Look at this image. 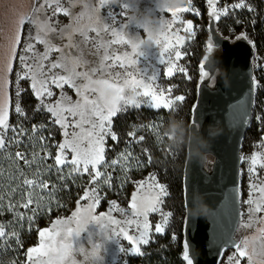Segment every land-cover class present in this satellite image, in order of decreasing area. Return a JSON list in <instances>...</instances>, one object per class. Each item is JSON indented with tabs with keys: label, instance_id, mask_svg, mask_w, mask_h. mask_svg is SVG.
Listing matches in <instances>:
<instances>
[{
	"label": "rangeland",
	"instance_id": "obj_1",
	"mask_svg": "<svg viewBox=\"0 0 264 264\" xmlns=\"http://www.w3.org/2000/svg\"><path fill=\"white\" fill-rule=\"evenodd\" d=\"M43 2L44 0H39V3ZM89 2L93 5V7L99 8V0H61V4L63 7L70 10L71 15H64L63 13L53 15L55 5H53L52 8H46L45 12L34 14L32 12L34 4L37 7L39 6L37 0H22L21 11H18L19 23L16 25L14 33L12 36L5 35V33L0 36V78H3L6 75L7 66L10 63L14 38L17 31L20 29V20L26 15H32L34 18L38 16L41 21L47 20L48 23L56 29L55 32H49L46 38L52 44L60 47L62 51L51 52L49 54V61L59 60L63 55L69 66H71L72 63L83 54V59L88 61L91 67L98 68L104 55V50L100 49L98 55L91 54L96 50L93 47V43L99 42V39L96 38V32L91 29L96 27L100 21L107 19L108 11L114 10V12L119 14L121 8L117 4L111 3L106 5L103 9H100L97 14L84 7V4ZM238 2L239 0H219L217 7L222 9L225 6ZM245 2L253 8L254 11H248L247 7L236 9L230 11L228 16L221 17V20L218 22V30L226 38L233 40L242 33L247 36L249 41H251L254 45L256 49L255 54L257 56V58L253 61V71H256L254 72L255 79L259 82L257 106L253 110L252 127L250 132L246 134L241 149V157L244 159L241 163L240 181V203L242 213L241 223L238 230L240 241L245 238L258 236L259 229L264 228V224L259 222L261 218H264V212L255 214L253 219L250 221L248 212L249 205L244 203V201L249 199V193L252 192L250 184H264V168H257L259 174L258 179L248 171L251 166V157L254 153H260L261 158L264 159V0H245ZM157 3L158 0H128V16H133V23L127 24L126 31L129 36H138L140 39H147L148 33H146L144 28L137 26V24H144L145 17L153 19L158 28V30L152 34L153 39L151 46L145 49V54L137 56L132 51V46L130 44L123 43L111 45L110 51L121 55L128 53L129 57L136 61L135 64L129 65L126 63L125 65L127 71L132 73V76L127 77L129 80L133 77L137 80H146L148 75H151L153 71H156L158 72V77L157 80L152 83L157 91L162 90L167 96L169 95L167 90L170 88V95L172 98L175 96H183L184 100L182 102H177L174 111H169L164 108L154 109L149 107L147 103H144L140 108L128 106L126 110L120 111L112 118V132L116 134L118 141H113L111 137L107 138L106 159L110 161L111 159H116L119 154H126L130 151L132 153V157L128 162H123V169L132 168L136 165V161L139 160L140 164H147L150 171L147 175L134 181L130 196L127 200L116 199L120 198L117 197L119 196L118 194L115 199L108 198L106 193L109 187L107 185L101 186L97 193L100 197V203L96 206L94 215L101 216V214H108L101 220V223L107 226V231L105 232V230L101 229L100 225L96 221H89L85 226V230L82 231L79 236L74 234L71 237L74 249L73 257L77 260V264H80V262L84 259L77 249L83 247L87 251L90 250L93 245L100 246L98 258L89 262V264H178L177 257L182 258L183 252H180L179 247L181 244V225L183 222L182 215L184 214L183 212V214L181 213V195L179 189V170L182 157L181 151L185 141V117L188 108L191 106L195 98L196 85L200 78L198 63L201 59V55L206 53L207 44L205 43V37L206 34H208V18L205 8L208 12L209 6L207 4V0H191V7L198 11L200 15L197 16L192 11L180 13L178 19H176L174 24H172V28L168 29L165 27L162 31L161 26L157 23V21L163 20L166 26L167 24L172 23L173 17L170 12H163L159 9ZM188 5L189 0H186V4L184 6ZM0 6L3 8L1 12L4 14L6 9V3L4 0H0ZM10 11L11 10H6L8 13ZM76 17H80V19L77 21ZM117 20L119 21V23L115 25L117 28H119L120 24L128 22L127 18L123 16H118ZM188 21L192 22L195 36L189 39V33H185L182 30L178 33L180 36L185 37L182 42V47H180V51L186 53V55H184L179 61H175L178 67H183L187 70V76L184 73L175 70L172 76H166L165 72L168 65H160L157 59L158 53L164 46L165 34L171 36L173 42H175V37L177 35L176 29H182ZM253 21L255 22L253 23ZM107 23L111 24L112 22L111 20H107ZM100 26H102V24ZM61 29H66L63 36L60 35ZM77 29L86 31L87 36L90 38L87 44L83 43L84 36H82L80 31H77ZM29 32L35 36L37 28L31 23H26L23 26L21 47L18 50V54L14 62V70L10 77V84L7 86L6 91L0 90V103L5 102V100L8 101V120L9 124L12 126H23V122H33L36 124L44 118H50L52 121L54 119L50 113L43 110L40 105V100L32 93L30 87L31 80L19 81V83H17V73L25 71L19 62V56L24 55L23 45L28 42ZM69 32L72 34L71 41L68 36ZM102 36L105 41L116 39V37L112 35L111 31L102 33ZM157 39L160 40L159 45L155 43ZM31 42L35 44L36 52L43 53L45 51V46L43 44L37 43L35 40H32ZM70 43L73 45H79V48L75 46L68 47ZM28 55L31 56V53ZM49 61H45V64H48ZM29 63H33V61L29 60ZM76 70L83 71L84 69L77 68ZM111 71L123 73L125 69H121L117 66ZM55 72L61 75H67V73L62 69H56ZM93 78L95 79L98 77ZM76 82L78 84L86 83L83 79H78ZM121 83H123L122 80ZM18 88L24 90L22 96L19 98L20 106L25 113L24 116L19 115L15 111L17 103L16 91ZM52 90L54 92V96L51 98H45V103L47 104H54L58 99H60L61 91H63L66 96L71 98L72 103L79 99L75 90L67 85L64 86L63 90L52 86ZM126 91L129 95H135L131 88L126 89ZM65 106L67 105L65 104ZM38 108L40 109L39 111L37 110ZM140 110L153 112H160L164 110L169 113V115L163 117L160 116L157 117L156 120H153L152 116L148 115V113L139 114L137 116L133 114ZM119 116H123L124 121L126 122L121 129L116 130L114 127V120ZM257 116L261 117V119L257 120ZM173 121H176L183 129L182 141H173L168 135ZM154 124L158 126L156 129L151 127ZM56 126L59 128V143H61L64 140L62 129L58 125ZM146 126L148 128H152V130H150V132L142 131V129ZM129 133H134V137H130ZM8 135L11 137L13 133L9 131ZM178 135H180V133H178ZM29 136H32V131L27 133V138ZM140 136H143L144 140L137 142ZM21 145L24 146L23 144ZM23 148H26V145ZM145 149H147V152H145ZM149 157L151 158L150 163ZM3 159L4 154L0 157L1 165L3 163ZM67 169L70 172L71 166ZM133 175L134 173L129 176L124 175V178L129 177L130 180H134L135 177H133ZM82 177H84V189L82 194L79 196V199L76 201L74 209L68 216L56 218L49 225L38 230L35 235V243L29 248L36 247L41 243L39 235L40 231L47 232V230L53 229L54 226L59 228L60 225L57 224L59 221H65L73 229H76L77 225L73 221V213L77 212V209L81 205L86 207L91 202L87 199L81 200V197L84 196L85 192L92 187V185H89L88 183L89 177L87 175ZM152 177H155V180H152ZM156 182L163 184L168 193L167 196L162 197L163 203L159 207L163 212H171L172 215L169 217L164 233L157 234L155 233L154 228L157 223L161 222L162 217L159 213H149L148 221L151 225V241L147 245H140L143 255H128L121 251V249L131 248L132 245L129 241L124 239L123 235L113 237L111 233L113 230L118 233L120 227L123 226L124 230L127 231L129 235H132L133 237L139 235L136 223L131 226L125 223L127 219L131 218V209L128 208V205L132 201L134 193L137 195L138 199L140 197L149 196L150 194L154 195L155 192L152 186ZM1 183L2 181L0 182V187L6 189L7 186H2ZM115 183L116 180H112V184L115 185ZM141 183L144 185L143 188L138 187ZM0 195H7L6 190L0 192ZM252 195L254 199L259 197V193L257 192H252ZM112 201H115L116 206H118L119 209L127 210L128 216H123L120 211H113L110 213L109 208L112 207ZM112 218L119 220L121 222L120 225L111 224L110 219ZM6 222V219H3V221L0 220V223L5 225L6 231L9 233L16 232L18 234L19 244L23 241V235L21 234L22 230H26V233L29 234L35 223L34 220L31 223L27 221V216H25V219L23 221H19L18 225L15 226ZM139 223L142 224V219ZM247 223H252L253 226L250 228L244 227L243 225ZM173 234L176 236L175 240L172 239ZM16 244L15 237H10L6 242L0 241V259L3 256L11 255L16 247ZM27 251L25 254V260L22 264H28ZM234 252L235 250L226 251L220 264H230L228 258L232 256ZM85 264H88V262H85ZM231 264H234V261L231 262ZM242 264H248L246 258L242 260Z\"/></svg>",
	"mask_w": 264,
	"mask_h": 264
},
{
	"label": "snow or ice",
	"instance_id": "obj_2",
	"mask_svg": "<svg viewBox=\"0 0 264 264\" xmlns=\"http://www.w3.org/2000/svg\"><path fill=\"white\" fill-rule=\"evenodd\" d=\"M39 3V0H37ZM111 0H99V8L93 7L89 3H85L84 7L94 13H99L100 9H103L106 5L111 4ZM219 0H207L209 6L208 15L210 20V31L212 30L213 24L219 22L221 17L228 16L230 11L242 8H248V11H254L249 5L246 4L245 0H239L238 3L225 6L224 8H218L217 4ZM121 11L119 14L114 12V10L108 11L107 19L100 21V23L93 27L91 30L96 32V38L99 39L98 43H93V47L96 49L92 52L93 55H98L100 49L104 50V55L100 61L99 67H91L89 62L83 59V54L80 58L69 66L65 57L62 55L59 60L49 61V54L53 51L61 52L62 49L52 44L46 37L49 32H55L56 29L48 23L47 20L41 21L38 16L35 18L32 15H26L20 20V29L17 31L14 43L11 49L10 63L6 69V75L0 78V90H7V86L10 84V77L14 70V62L18 54V50L21 47L23 26L26 23H31L37 28L36 35L33 36L31 32L28 34V42L23 45L24 55L19 56V62L25 71L17 73V83L19 81L31 80V90L32 93L40 100V105L46 112L50 113L54 118L53 123L58 125L62 129V135L64 137L63 142L59 143L57 147V152L55 155V163L47 164L43 168V172H52L53 169L59 174V179L64 180L65 176L63 171L65 168L71 166V171L69 172L68 179H74V175L89 177V188L81 197V200L91 201L86 207L81 205L77 212L73 213V221L76 223V229H73L65 221L57 222L60 227L54 226L53 229L45 231H40L39 235L41 238V243L36 246L29 248L27 251L28 264H77V260L73 257V244L71 237L75 234L79 236L82 231L85 230V226L89 221H96L101 229L107 231V226L101 223L104 216L108 214H101V216L94 215L96 206L100 203V197L97 194L102 185H107L109 188L112 187V172L108 169L115 170L117 165L123 167V162H128L132 157V153L129 151L126 154L121 153L119 158L111 159L108 161L106 159V143L107 138L111 137L113 141H118V137L112 132V118L117 115L120 111L126 110L128 106H134L140 108L144 103H147L149 107L154 109H168L169 111H174L177 102H182L184 100L183 96L171 97V89L169 88L167 92L169 95H165L164 91H157L153 83L157 80L158 72L153 71L151 75L146 77V80H137L134 77L129 80L127 77L132 76V73L128 72L125 65L126 63L131 65L135 64L136 61L132 60L128 53L123 55L113 53L110 51V47L113 44H130L132 46V51L137 55L141 56L145 54V49L149 47H144L138 36H129L126 29L128 23H133V16H128V0H116ZM55 5L53 15L57 13H63L64 15H71L68 8L63 7L61 0H44L43 3H39V6H33L32 12L42 13L46 11V8H52ZM157 6L163 12H170L173 20L171 24L165 26L164 21L160 20L157 23L160 24L161 30L163 31L165 27L168 29L172 28V24L178 19L179 14L183 12L192 11L195 15L199 16L200 13L191 7V0H189L188 6H183L176 9H170L161 7L158 3ZM83 15V14H81ZM118 16H123L127 18V23L120 24L119 28L115 27L119 23L117 20ZM50 19V18H49ZM80 17H76L78 21ZM107 20H111V24L107 23ZM239 22V21H237ZM255 21H253L254 23ZM102 24V26H100ZM138 27L144 28L146 31V26L144 24H137ZM189 33V39L195 36V31L193 30V25L191 21L182 29H176L175 42H173L172 37L165 34V42L163 49L158 53V62L160 65H168L165 72L166 76H172L175 71L184 73L187 76V70L183 67H178L175 61L182 59L186 53L180 51L182 47V42L185 37L180 36L178 33L180 31ZM66 29L60 30V35L63 36ZM80 31L81 35L84 36L83 43L87 44L89 42V37L86 31L77 29ZM111 31L112 35L116 37L114 40L105 41L102 33H107ZM71 32L68 33L69 40L71 41ZM153 39V38H152ZM237 39H247L243 33ZM35 40L37 43L43 44L45 46V51L43 53H38L35 50V44L31 41ZM251 43V41H249ZM157 45L160 44V40L155 41ZM77 47L79 45H73L70 43L68 47ZM219 47V41H215L213 36L210 35L208 38V43L206 45L207 54L204 56L203 60L199 65V74L201 80H204L210 75V69L214 65L213 52L215 48ZM174 52V57H173ZM31 53V56L28 54ZM32 60L33 63H29ZM45 61H49L45 64ZM125 69L123 73L111 71L115 67ZM77 68H83V71H77ZM56 69H62L67 75H61L56 73ZM98 77V78H93ZM106 77V78H105ZM190 78V77H189ZM78 79H83L86 81L84 84H78L76 81ZM121 80L123 83H121ZM67 85L73 88L79 97L74 103L71 102V98L66 96L63 91H61V97L54 104L45 103V98H51L54 96L52 86L55 88L63 90L64 86ZM259 87V82L253 77L252 79V89ZM131 88L134 92L133 95H129L126 89ZM24 90L19 89L16 91L17 103L15 107L16 113L24 116L25 113L20 106L19 98L22 96ZM65 104L67 106H65ZM40 110L39 108L37 109ZM195 111V110H194ZM9 112H8V101L0 103V153L8 150L12 145L19 147L23 144L21 137L27 135L26 130L23 126H12L9 124ZM257 120L261 117L257 116ZM199 123V120L194 118L192 120V126L195 127ZM44 125H41L43 128ZM156 129L157 125L151 126ZM19 128V131H18ZM78 130V131H77ZM11 131L13 135L9 137L8 133ZM37 127L33 125L32 136L29 137L33 140L37 134ZM134 133H129L130 137H134ZM168 138V137H167ZM144 137L140 136L137 142L143 141ZM39 143L43 145L45 143V137L41 135L39 137ZM35 146V145H33ZM147 152V149H145ZM37 155L33 153L32 159L28 158L25 152L17 150L14 156H9L12 165L15 166L13 171L18 173L10 174L8 176L9 181H16L22 178V184H18L17 187L11 188V194L16 193L20 189H26V191H21V198L25 199L26 202L22 203L20 207L25 210H31L32 215L27 216L28 221L31 223L41 209V202L44 200L43 193L47 191L48 196L52 197L53 193L56 191V186L49 184L47 180L40 179L41 168L37 167L33 172L32 166L37 164ZM70 156V158H69ZM51 158V154L45 152V155L40 157V162H46ZM243 157L241 160L243 161ZM20 162L26 166L29 172H32L36 179H29L26 177L24 169L20 168ZM151 158L149 157V163ZM136 165L140 166V161H136ZM264 168V159L261 158L260 153H254L251 157V166L248 171L253 174L255 178H259L257 168ZM103 169V170H102ZM5 175V170L0 168V178ZM155 180V177L151 178ZM10 186V185H9ZM67 186V185H65ZM139 188H143L144 185L141 183ZM155 192L154 195H149L146 197L137 198L134 193L132 196V201L129 203L128 208L131 209V218L127 219L125 223L129 226L136 223L138 236L133 237L129 235L124 227L121 226L119 232L115 230L112 231L111 235L113 237H119L123 235L124 239L128 240L132 245L131 248H124L121 251L128 255H143L140 245H147L151 241V225L148 221L149 213H159L162 217L160 223L155 225L154 231L157 234H163L165 227L168 224L169 217L172 215L171 212L165 213L159 207L163 203L162 197L167 196V190L163 184L156 182L153 186ZM252 192L259 193V197L254 199L252 192L249 193V199L244 201V203L249 205V220L251 221L255 214L264 212V184L253 183L250 184ZM39 189V191H37ZM4 188L0 187V192H3ZM196 190L188 185L183 191L184 206H192L193 193ZM35 198V199H34ZM4 197L0 195V214H2L4 204ZM35 203V207L33 204ZM112 207L109 208V212L120 211V213L127 217L128 212L125 209H119L116 206L115 201L111 202ZM254 205V206H253ZM8 211L15 213L20 221L25 219V214L16 213V204L9 201L7 205ZM242 215V213L240 214ZM142 219V224L139 223ZM191 217L185 218V223L191 222ZM264 224V218L259 221ZM110 223L113 225H120V221L114 218L110 219ZM244 227H252V223H247L243 225ZM10 237L16 238V243L19 244V236L16 232L9 233L6 231L4 224L0 223V241H7ZM173 240L176 239L175 234L172 237ZM232 246L235 248V252L228 259L234 264H242L244 258L247 259L248 264H264V228L259 229V235L252 238H245L239 243L233 241ZM99 245H93L90 250H85L83 247L77 249L79 253L83 256V261L80 264H85V262H92L94 259L98 258ZM183 261L186 264H194L195 261V249L192 247L188 240L184 241L183 244Z\"/></svg>",
	"mask_w": 264,
	"mask_h": 264
},
{
	"label": "water",
	"instance_id": "obj_3",
	"mask_svg": "<svg viewBox=\"0 0 264 264\" xmlns=\"http://www.w3.org/2000/svg\"><path fill=\"white\" fill-rule=\"evenodd\" d=\"M4 2V12L21 11L22 0ZM9 4L13 6L9 7ZM207 18L208 38L212 35L214 42L219 41V47L213 52L215 63L210 75L204 80L199 78L196 85L182 172V192L188 185L196 190L192 206L185 207L183 197L182 225V247L185 240L191 243L195 249L194 264H220L226 251L235 250L232 242H240L241 149L252 122L256 92L252 89L254 45L248 38L237 39L241 35L233 40L224 37L218 30V22L210 31L208 12ZM9 23L16 28L19 18L16 21L10 19ZM4 25L3 22L0 24L1 27ZM194 118L199 120L195 127L192 126ZM209 125L217 135L211 141L210 150L197 160L193 155L200 147V133L207 138ZM200 194L208 211L205 216L194 218L188 210L197 206ZM187 217L192 219L186 224Z\"/></svg>",
	"mask_w": 264,
	"mask_h": 264
},
{
	"label": "trees",
	"instance_id": "obj_4",
	"mask_svg": "<svg viewBox=\"0 0 264 264\" xmlns=\"http://www.w3.org/2000/svg\"><path fill=\"white\" fill-rule=\"evenodd\" d=\"M206 13L207 9L205 8ZM205 43H208V34H206L205 37ZM256 50V49H255ZM205 53L201 55V59ZM257 56L255 54L254 59H256ZM200 59V61H201ZM199 61V63H200ZM198 63V65H199ZM254 72H256L254 70ZM255 74V73H254ZM255 76V75H254ZM259 93V87L256 88L255 92V99H254V107L253 110L257 106V95ZM195 100V98H194ZM194 100L191 104V106L187 110V114L185 117V124H184V132H185V141L182 146V157L180 161V170H179V177H180V182H179V189H180V200H181V213H184V206H183V192H182V172H183V165H184V160H185V155H186V141H187V127L190 121L191 117V108L193 106ZM136 113V114H135ZM133 113L135 116L139 114H147L152 116L153 120H156L157 117L160 116H168L169 113L165 112L164 110L160 112H153V111H146V110H140L136 111ZM253 118V117H252ZM13 121V120H12ZM123 116L116 117L114 120V127L115 129H121L122 126L125 125ZM137 122V121H134ZM253 122H251V125L247 131V133L250 132V129L252 127ZM23 128L27 130V133L32 131L33 125H35L38 129L37 134L33 140H30L29 137L27 138V135L22 137L23 140V145H26V148H23L24 146L20 145L19 147L12 145V148H8L7 151L0 153V157L3 156L4 154V159L2 160L3 163L2 165L0 164V168H3L5 170V175L3 178H0V182L2 181L1 185L4 186L6 185L7 188L4 189L7 192V195L3 196V204L4 208L2 211V214H0V220L3 221V219H6V223L15 226L18 225V222L20 221L18 216L13 213L9 212L7 205L9 201L12 203L16 204V213H23L25 216H31L32 212L31 210H25L24 208L20 207V205L24 202H26V198L22 199L21 198V191H26V189H20L16 193L11 194V188L17 187L18 184H22V178L16 181H9L8 176L10 174H15L18 176V173H15L13 169L15 168L14 165H12L11 160L9 159V156H14V153L19 150L22 152H25L28 155L29 159H32L33 153L38 154L37 155V164H34L32 166L33 172L37 167L41 168V175L40 179L47 180L51 185L56 186V191L53 193L52 197L48 196L47 191L43 193L44 200L41 202V209L37 212V214L34 217V225L33 228L31 229L30 233L27 234L26 230H22L21 234L23 235V241L20 244H16L15 249L13 253L9 256H3L0 259V264H22L25 260V254L26 251L29 247H31L35 243V235L38 230L46 227L49 225L54 219L56 218H62L66 217L70 214V212L74 209L76 201L79 199V196L82 194V191L84 189V177L74 175V179H68L69 171L67 168L64 169L63 175L65 176L64 180L59 179V174L55 172L53 169L52 172H43V168L46 167L47 164H53L55 163V155L57 151V145L60 141V132L59 128L52 122V120L49 118H44L38 123H33V122H23L22 123ZM41 125H44L43 128H41ZM123 129V128H122ZM141 130V129H140ZM152 130V128H148L147 126L142 129V131H149ZM246 133V134H247ZM43 135L45 137V143L41 145L39 143V137ZM246 136V135H245ZM35 145V146H33ZM45 152L51 154V158L48 159L46 162H43L41 164L40 162V157L45 155ZM120 154L117 156L119 158ZM123 163V161H122ZM20 168L24 169L26 177L29 179H36L37 177L32 174V172H29L28 169L26 168L25 165H23L22 162H20ZM121 170V172H120ZM109 172H112L113 179L116 180L115 185L112 184L111 188L107 189V196L110 199H115L117 194L120 198L116 199H123L127 200V198L130 196V192L132 190V186L134 181L142 178L143 176L147 175L149 173V168L147 164H140V166L134 165L130 169H123L121 166H117L115 170L113 169H108ZM134 173L133 177L134 180H130L129 177L124 178V175H130ZM10 185V186H9ZM67 185V186H65ZM39 191V189H37ZM35 199V198H34ZM35 203L33 204V207H35ZM182 213V214H183ZM184 220V214L182 215V221ZM28 221V219H27ZM183 225V222H182ZM182 225H181V244H180V252H183V247H182ZM27 234V235H26ZM174 258V257H173ZM177 262L178 264H185L182 258L177 257Z\"/></svg>",
	"mask_w": 264,
	"mask_h": 264
},
{
	"label": "clouds",
	"instance_id": "obj_5",
	"mask_svg": "<svg viewBox=\"0 0 264 264\" xmlns=\"http://www.w3.org/2000/svg\"><path fill=\"white\" fill-rule=\"evenodd\" d=\"M111 2L115 3L116 0H111ZM158 4L161 7L176 9L183 7L186 4V0H158ZM144 25L146 26V33H148V37L147 39H142L141 43L144 47H150L152 34H154L158 28L155 21L149 17H145ZM178 133H180V135H178ZM207 133V138H205L203 133H200V147L193 155L197 160L202 159L204 153L210 150L211 141L215 139V136L217 135V133L214 132L212 125L208 126ZM182 134L183 129L176 121H173L168 132L170 138L173 141H182ZM188 211L194 218H200L207 214L208 206L204 203L203 196L201 194L197 206L195 208L191 207Z\"/></svg>",
	"mask_w": 264,
	"mask_h": 264
},
{
	"label": "flooded vegetation",
	"instance_id": "obj_6",
	"mask_svg": "<svg viewBox=\"0 0 264 264\" xmlns=\"http://www.w3.org/2000/svg\"><path fill=\"white\" fill-rule=\"evenodd\" d=\"M9 7H12L13 4H9ZM19 18V14L17 11H13V12H4V14H2L1 12V6H0V24L3 22L6 25H4L3 27L0 26V35L2 36L3 33H5V35L10 36L12 34V32L15 30V28L13 26L10 25L9 20L12 19L14 21H16Z\"/></svg>",
	"mask_w": 264,
	"mask_h": 264
}]
</instances>
